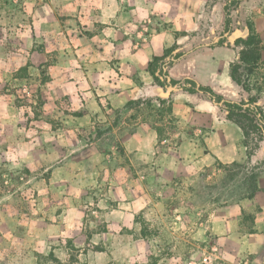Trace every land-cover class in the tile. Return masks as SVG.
Wrapping results in <instances>:
<instances>
[{
    "label": "crops",
    "instance_id": "crops-1",
    "mask_svg": "<svg viewBox=\"0 0 264 264\" xmlns=\"http://www.w3.org/2000/svg\"><path fill=\"white\" fill-rule=\"evenodd\" d=\"M226 2L3 0L0 69L29 70L54 120L5 150L38 184L32 203L1 196L0 264H264V140L250 156L220 104L149 71L178 45L172 78L264 109V0H243L231 33ZM249 20L261 57L244 91L231 68Z\"/></svg>",
    "mask_w": 264,
    "mask_h": 264
},
{
    "label": "trees",
    "instance_id": "trees-1",
    "mask_svg": "<svg viewBox=\"0 0 264 264\" xmlns=\"http://www.w3.org/2000/svg\"><path fill=\"white\" fill-rule=\"evenodd\" d=\"M243 0H227L224 10L225 32H232L234 19L232 12L237 9ZM249 32L246 36L236 40L235 45L242 47L241 58L239 62L232 64V77L241 85L244 91L250 89L248 74L252 67L261 57L260 39L255 31L254 23L247 21ZM229 36V35H228ZM228 36H222L214 45L229 44ZM178 45L167 48L165 53L155 56L149 64V71L154 76L158 85L163 88L173 87L197 94L200 98H210L221 105L227 112L229 119L237 122L244 131L245 142L249 148V155L252 156L260 148V143L264 140V109L257 104L255 97H249L241 101L225 99L222 95L216 93L210 86L203 85L193 77L183 79L172 78L168 72V66L174 64L177 60L184 57L186 51H176ZM161 103H168V111H172V101L160 99Z\"/></svg>",
    "mask_w": 264,
    "mask_h": 264
},
{
    "label": "rangeland",
    "instance_id": "rangeland-1",
    "mask_svg": "<svg viewBox=\"0 0 264 264\" xmlns=\"http://www.w3.org/2000/svg\"><path fill=\"white\" fill-rule=\"evenodd\" d=\"M0 0V14L3 10ZM29 70L10 72L0 69V203L2 194L11 190L23 194L26 202L33 201V172L25 165L16 166V153L7 154L8 145L17 137L29 139L38 135L31 128L47 126L52 118L44 105L37 82L32 81ZM20 129L21 134H17Z\"/></svg>",
    "mask_w": 264,
    "mask_h": 264
}]
</instances>
